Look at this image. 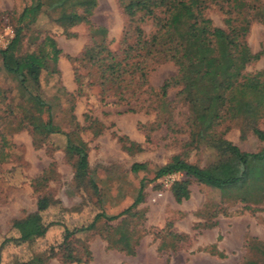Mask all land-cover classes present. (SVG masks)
Segmentation results:
<instances>
[{"label": "rangeland", "instance_id": "rangeland-1", "mask_svg": "<svg viewBox=\"0 0 264 264\" xmlns=\"http://www.w3.org/2000/svg\"><path fill=\"white\" fill-rule=\"evenodd\" d=\"M259 1L264 7V0ZM28 2L0 0V50L12 38L15 18ZM204 15L211 21V26L224 29L226 17L216 9L211 7ZM88 20L92 27L105 29L107 49L117 52L122 33L130 25L119 1L96 0ZM136 24L145 36L154 31L151 20ZM23 34L16 55L32 50L44 35L51 37L60 50L56 62L58 74L51 77L41 74L39 78L45 98L59 97L57 107L53 109L54 122L66 129L64 111L67 105L55 88L60 86L65 92L74 94L78 87L74 81L77 75L81 96L73 103L72 113L76 122L80 126L85 125L82 115L87 114L103 125L102 133L96 138L87 133L80 135L87 145L88 168L97 186L99 199L89 190L81 192L74 187L72 169L61 150V138L51 136L39 147H34L29 131L20 130L11 134L7 138L11 145L9 157L0 161V264L25 262L35 252L46 250L60 240L61 227H71L78 213L82 214V223L87 222L96 211L101 210L106 215L119 213L132 203L140 184L144 187L143 197L135 210L142 213L143 219L118 218L110 222L113 226L111 241L115 245L125 246L137 237L138 242L141 240V244L136 246V255L124 258V264H241L249 260L264 264V256L260 253L264 252V205L258 209H251L253 206L249 205L250 209L245 210L232 192L221 194L194 182L187 188L188 199L175 203L169 188L173 182L181 180L182 175L176 174L172 177L174 181L166 184L162 181L163 177L156 181L152 179L154 170L174 155L200 168L211 165L219 158L217 152L205 143L184 146L187 142V134L182 131L185 110L176 101L180 85L167 91L166 100L172 102V109L170 129H166L160 125L167 113L160 108L158 97L145 94H140L137 99L129 97L128 106L134 107L139 103L141 109L127 112L128 107L123 103L117 105L111 93L101 94L99 86L93 83L92 69L72 61L83 47L91 43L86 24L61 30L46 18H38L34 25L23 29ZM200 38L201 35L196 33L189 42L195 61L185 75V81L200 94H221L220 85L229 76L264 71V23L250 25L245 37V51L237 52L232 45L212 37H208L207 43H200ZM258 52L260 56L256 61L246 62L247 55ZM175 70L170 62L156 66L148 73V85L155 90L164 80L174 78ZM14 89V82L0 68V91L11 99L16 95ZM7 102L4 100V104ZM257 127L264 131V119L257 123ZM224 129L223 138L242 152L254 153L262 146L244 125L225 122L219 127L220 131ZM118 137L137 144L140 151L126 153ZM133 163L144 164L145 170L132 173L130 166ZM42 196L54 202L40 214L43 224H52L47 231L48 240L43 237L28 244L11 243L9 240L36 228L34 219L25 224L23 222L33 215L36 198ZM210 223H214L211 229H201V225ZM168 229L185 235L186 241H174L172 235H166ZM203 236L206 242L212 243V247L203 246ZM81 237H84L82 241L90 249L95 264H103L108 254L111 257L124 254L116 250L107 253L103 241L95 233ZM51 239L53 241L49 242ZM160 241L162 250H158ZM47 264L58 262L51 259Z\"/></svg>", "mask_w": 264, "mask_h": 264}, {"label": "trees", "instance_id": "trees-1", "mask_svg": "<svg viewBox=\"0 0 264 264\" xmlns=\"http://www.w3.org/2000/svg\"><path fill=\"white\" fill-rule=\"evenodd\" d=\"M28 1L15 18L12 38L0 50V68L14 82L16 94L7 99L0 91V161L9 157L11 145L7 138L15 132L29 131L34 147H39L51 136L59 137L62 139L63 157L72 169L74 187L81 192L89 190L99 199L97 186L88 168L87 145L80 135L87 133L91 138H96L102 133L103 125L87 114L82 115L85 125L80 126L75 120L72 110L74 100L81 96L80 78L77 75L74 77L78 85L74 94L65 92L60 86L55 88L67 105L64 111L66 129H62L53 117L59 97L45 98L39 81L41 74L49 77L58 74L56 62L60 50L55 41L44 35L32 50L16 55L24 38L23 29L34 25L38 18H46L61 30L83 23L89 27L92 40L72 61L93 70V83L99 86L102 95L111 93L115 103L125 104L128 107L126 111L130 113L141 108L139 103L134 107L128 106L129 97L137 99L140 94L158 97L160 108L167 113L165 120L158 123L170 129L172 102L166 100L167 91L180 85L176 101L185 110L182 131L187 134V142L184 146L192 147L202 142L217 152L219 158L207 167H197L174 155L154 170V181L173 173L182 175V179L173 182L169 188L173 201L180 203L187 200V188L194 182L221 194L232 192L245 210L250 209L249 205L253 206L251 209L264 205V131L257 127V123L264 119V71L252 74L242 72L225 78L220 85L221 94L215 96L200 94L185 81L187 70L195 61L192 47L188 46L193 36L199 33L200 43H207L208 37H212L232 45L237 52L245 51V37L250 25L254 22L264 23V7L259 0H118L130 25L122 33L117 52L107 49L104 28L89 25L88 19L96 0ZM211 7L226 17L224 29L211 26V21L205 17L204 12ZM144 20H151L154 27V31L147 36L136 24ZM259 56L260 52L247 55L246 62L256 61ZM164 62H170L176 68L175 77L164 80L154 90L147 83L148 73ZM4 100L8 102L4 104ZM225 122H236L239 126L247 127L262 144L260 149L246 153L226 141L223 138L225 129L219 130ZM117 140L126 153L140 151L137 144L125 137H118ZM144 170V164L133 163L130 166L132 173ZM143 188L140 184L132 203L117 214L106 215L101 210L96 211L87 222L82 223V214L76 212L78 216L72 220V226L61 227L59 241L42 252H35L25 262L15 261L12 264H46L51 259L58 264H90L91 253L86 242L82 241L84 237H81L87 233H95L105 243L106 250L133 256L139 238L122 247L115 245L111 241L113 226L110 222L118 218L143 219L142 213L135 210L142 202ZM53 203L45 196L37 197L35 212L23 222L25 224L34 219L36 228L9 241L18 245L43 237L48 240L47 231L52 224H43L40 214ZM213 226L214 223L201 225V229H211ZM166 235H172L174 241L179 243L186 241L185 235L169 229ZM162 249L160 241L158 250ZM260 253L264 256V252ZM241 264L263 262L249 260Z\"/></svg>", "mask_w": 264, "mask_h": 264}, {"label": "crops", "instance_id": "crops-1", "mask_svg": "<svg viewBox=\"0 0 264 264\" xmlns=\"http://www.w3.org/2000/svg\"><path fill=\"white\" fill-rule=\"evenodd\" d=\"M201 240L202 241H204L205 242V244L203 245V246H207V245H212V243L211 242H206L205 241V238H204V236L201 238ZM104 243V242H103ZM139 244H141V240H140V242H138V245L137 246H139ZM104 249H105V243H104ZM136 250H135V252H134V255H136V253H137V247L135 248ZM156 250V246H155V248H154V251ZM89 251H90V249H89ZM105 251L107 252V253H110V251L109 250H106L105 249ZM90 253H91V251H90ZM115 253V252H114ZM117 253V252H116ZM117 255H119L120 257H117V256H109V254L108 255H106V260L103 262V264H124V258H128L129 256H126V255H124V254H117ZM133 255V256H134ZM132 257V256H131ZM91 262H90V264H95L94 263V259H93V255L91 254ZM49 262V261H48ZM47 262V263H48ZM165 262V261H164ZM46 263V264H47ZM166 263V262H165Z\"/></svg>", "mask_w": 264, "mask_h": 264}, {"label": "built area", "instance_id": "built-area-1", "mask_svg": "<svg viewBox=\"0 0 264 264\" xmlns=\"http://www.w3.org/2000/svg\"><path fill=\"white\" fill-rule=\"evenodd\" d=\"M176 174H178V173H173V174H170V175H166V176H164L162 179V181H163V183L164 184H166V183H171V181H174V180H172V177L173 176H175Z\"/></svg>", "mask_w": 264, "mask_h": 264}]
</instances>
